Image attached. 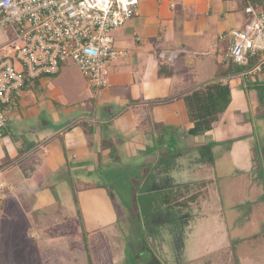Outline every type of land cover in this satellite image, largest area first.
<instances>
[{"label": "rangeland", "instance_id": "374dc122", "mask_svg": "<svg viewBox=\"0 0 264 264\" xmlns=\"http://www.w3.org/2000/svg\"><path fill=\"white\" fill-rule=\"evenodd\" d=\"M158 4V0H138L135 14L123 26L110 32L113 46L124 54L115 57L109 63L106 87L97 91L88 87L87 79L71 59H67L60 72L50 78L51 85L57 91V97L74 109L72 116H77L81 110L97 109L99 112L100 104L112 107L115 102L121 105L115 112L123 110L129 100L123 99L126 97L117 99L116 96L120 92L112 88L114 83L111 82L114 80L121 79L129 89L127 95L133 101L140 100L137 96V84L141 83L137 82L133 72L134 68L143 70L140 66L144 62H148L146 70L150 71L152 77L161 80L164 78L169 84L182 82L185 85L198 71L213 69L217 76L229 81L230 86L234 87V81L239 79V72L243 66H238L230 58L224 57L228 39L226 37L222 39L221 36L227 35L231 29L242 28L247 23L249 17L244 12L241 1L230 0L227 10L222 11L223 21L218 20L211 33L212 37H207L208 44L212 41L213 46L209 49V54L182 48V36L177 32L181 33L179 30L182 28L183 34L190 33L191 20H198L200 16L203 18V14L198 15L189 0H178L175 9H168L172 11L173 19L178 25L176 28L179 30L173 33L175 36L173 38L164 36L161 41L149 39L152 45H156L157 51L154 54L149 43L137 52L140 49L136 47L135 35L141 31L139 25L141 23L144 25L143 19L157 11ZM144 26L154 30L153 25ZM196 28V33H207V27L201 21ZM3 31L2 42L12 39L13 34L9 27ZM161 49H165L167 53L165 56L161 55ZM171 52L174 53L173 60H169ZM216 52V60L213 61L212 57ZM185 57L195 59L196 64L191 67L185 66ZM155 68L157 71L154 73ZM175 86L171 85V91H176ZM243 87L247 96L249 94L247 107L253 116L251 117L255 135L249 143L247 152L252 163L260 164L264 155V87L253 89L248 84ZM163 97L161 98L164 99ZM126 118L125 120H128ZM149 122L146 123L150 126L151 132L160 133L162 137L159 138L152 133H148L147 137H141L143 145L140 146V150L143 152L146 148V152L151 149L157 151V158H165L166 169L161 159V172H158L159 168L150 160L142 166H135L133 161L126 167L115 160L110 163L108 161L97 163L92 173L83 179L97 183L92 186L94 188L108 190L113 210L116 212L115 218L104 215L105 213L100 215L96 201H93V206H90L89 202L84 209H81L78 202L76 212L70 211L63 202L59 203L61 210L58 213L45 206L24 211V214L14 210L13 217L9 214L6 217L5 212L0 217L2 230L0 247L3 248L0 257L2 256L5 261L4 264H93V258L94 261H102L103 264H244L246 256L255 263L262 262L264 259L262 175L260 181H254L256 179H252L253 170L248 171L249 174H243L244 168L241 169L238 163L233 161L236 159L235 155L227 151L229 144L219 146L217 152L211 148L212 163H207V153L201 156L203 160L186 154L179 158L177 151H182V147L176 136L167 133V128L163 124L153 125ZM132 126L133 123L130 122L123 133L120 132V138L115 142L116 146H109L110 158L117 159L124 155L123 141ZM138 133L139 130L134 133L137 139ZM183 149L186 150L185 147ZM238 155L245 161L246 152ZM47 162L49 160L45 161ZM78 166L81 164L67 155L63 144L57 164L59 169L55 170L58 178L62 179L61 182L63 183L65 178L68 182L69 180L75 182L82 175L85 176L86 169ZM172 169L176 170L175 174H179L180 178L168 175L169 171L173 172ZM260 172L261 169L256 168V173ZM200 173L204 178L201 180L206 181L202 185L194 184ZM55 175L47 176L41 171L37 175L40 179L39 184L43 182L51 184ZM82 185L80 181H77V185L73 184L79 189ZM178 188L179 191L185 190L188 196L192 194V198L195 199L192 201L194 203L185 205L186 209L175 204L166 206L169 204L168 200H174ZM193 206L197 207V210L189 212L188 209H193ZM208 207L209 211H202L209 209ZM212 211L215 221L220 220L222 227H219V223L216 228L213 226ZM28 231L30 235L27 234ZM247 240H250L249 243ZM253 246L256 248L252 249Z\"/></svg>", "mask_w": 264, "mask_h": 264}, {"label": "crops", "instance_id": "0c3cea01", "mask_svg": "<svg viewBox=\"0 0 264 264\" xmlns=\"http://www.w3.org/2000/svg\"><path fill=\"white\" fill-rule=\"evenodd\" d=\"M177 1L158 0L159 7L157 11L150 13L149 16L143 19L144 25H153L154 30L148 29L142 23L139 25L141 31L135 35L136 47L140 49L138 50L136 48L138 50L137 52H140L149 43V46H152V54H154L157 51L156 45H152L149 39H158L157 41H161L164 36L169 38L175 36L173 33L179 29L176 28L178 25L173 19L171 10L175 9ZM229 1L189 0L190 5L194 6L198 15L203 14V18L200 16L197 18L198 20H191L189 24L192 27L190 33L183 34L182 28L179 30L181 33L177 32L182 36V48L192 52H205L209 54V49L213 46L212 41L208 44L207 37H212L211 33L215 29L217 21H223L224 13L222 11L227 10ZM183 4L185 3L183 2ZM199 20L207 27V33H196L197 24L200 22ZM207 46L208 50H206ZM160 52L163 55L162 53H165V49H161ZM216 56L217 52L212 57L213 61L216 60ZM66 61L61 63L60 69L56 74L42 76L29 82L21 98L20 107L8 116V120L2 131V137L0 138V183H5L4 187L0 190V217L5 212L6 217L7 214L13 217L14 210L23 213L24 211H31L41 206L48 207L49 210L52 208L55 213H58L61 210L59 203L62 202L70 211L76 212L78 210V202H80L81 209H84V207L88 206L87 204L89 202L90 206H93V201H96L99 206L100 215L101 213H105L104 215L115 218L116 212L113 210L112 199L110 198L108 190L94 188L92 186L97 183H93L90 179L87 181V179L85 180L83 178H87L92 173L97 163L107 161L110 163L114 160L117 163L121 162L125 167L133 161L135 166H142V164L150 160L155 164L156 168H159L160 171L158 172H161V158H157V151L151 149V151L146 152V148L143 152L140 150V146L143 145L141 142L142 138L147 137L149 135L148 133H152L150 126L146 123L147 121H150L149 124L152 123L153 125L163 124L167 128V133H171V136L173 134L176 136L178 143L182 147V151H177L179 158L186 154L190 157L192 156L193 158L203 160L201 153H206L205 150L210 154L211 148L213 149L212 151L217 152L219 146L229 144L227 145L229 146L227 151L235 155L234 158L236 157L238 161L236 159L233 161L236 164L238 163L241 169L244 168L245 171H242L243 174H249L250 172L248 171L253 170L254 177L252 179H256L254 181H260L261 178H264V155L260 164L252 163L249 160V152H247L249 151V143H251L255 135L252 125L253 116L249 112L250 108L247 107L249 94L247 96L243 87V85L247 86V84L253 87V89L264 87V71L256 75L248 76L244 81L238 76L239 79L234 81L233 88L230 86L229 81L221 79V76H217L213 72V69L205 72L203 69L198 71L185 85L182 82L176 84L170 82L169 84L164 78L161 80L152 77L150 71L146 70L148 62H144L140 66L143 70L139 71L134 68L133 72L137 82L141 83V85L137 84L138 95L136 94L140 97V100L137 102L133 101L127 95V90H129L127 85L121 79L114 80L111 82L112 84L114 83L112 88H115L114 90L116 92H120L116 96L117 99L126 97L123 99L129 100L127 101L128 104L123 107V110L120 109L119 112L117 111L118 113L115 112L121 106L119 102H115L112 107L102 106L100 104L99 112L97 109L81 110L78 111L77 116H72L74 109L68 104L63 103L57 97V91L51 85L52 80L50 79L60 72L62 65ZM184 64L185 66L191 67L196 64V61L190 57H185ZM160 70L162 71L163 69ZM156 71L157 69L155 68L154 73ZM165 72L167 73V71ZM217 78L223 83H228L231 87V103L219 116L210 130L198 135H190L188 134V129L192 126V123L188 119L183 96L204 82ZM160 82L163 83L160 84ZM171 85H176V91H171ZM125 118L128 120H125ZM130 122L133 123L132 128L134 129L131 128L123 141L122 147L125 148V151H123L124 155L117 159L110 158L108 155L109 146L117 145L115 142L119 140L120 132L123 133V130L128 124L130 125ZM137 130L140 131L137 134L138 139L134 137V133H137ZM154 135L159 136V138L162 137L160 133ZM63 144L66 148L67 155L81 164L78 168L82 167L86 169V175H80L81 178H78L75 182H70V180L68 182L66 181L67 178H65V181L62 183V179L58 178V174L55 171L59 169L57 168V164L62 154ZM184 147L186 150L183 149ZM245 152V161H243L244 158L239 156L238 153H242L243 155ZM47 160L49 162L45 163ZM161 160L166 169L165 158ZM256 168L261 169L260 174L256 173ZM41 171L47 176L56 174L52 178L54 182L51 184L45 182L39 184L40 179L37 175ZM172 171H169V176L172 178H180L179 174H175L176 170L172 169ZM195 174L197 173L195 172ZM261 175L262 177L260 178ZM197 177L199 179L196 178L193 182L194 184L202 185L206 181V179L201 180L204 179L201 177V173ZM77 181H80L84 185H82L81 189L73 186V184L77 185ZM187 196L188 193L185 192L183 197ZM193 207V209H188L189 212H195L197 210V207ZM208 208H204L205 210L202 211H209L210 207ZM211 215L214 217L213 211ZM218 223L219 227H222V222L220 220L215 221L214 217L213 226L215 228ZM29 232H27L28 235H30ZM1 233L2 230L0 227V241ZM247 238L250 239L249 237ZM247 241L249 243L250 240ZM34 245L37 246V244ZM255 248L256 246H253L252 249ZM2 252L3 248L0 247V255H2ZM4 263L5 261H3L1 256L0 264ZM97 263L103 264L102 261H94L93 258V264ZM244 264H264V259H262V262L255 263L246 256Z\"/></svg>", "mask_w": 264, "mask_h": 264}, {"label": "built area", "instance_id": "2783aa9c", "mask_svg": "<svg viewBox=\"0 0 264 264\" xmlns=\"http://www.w3.org/2000/svg\"><path fill=\"white\" fill-rule=\"evenodd\" d=\"M244 1L247 23L221 36L228 39L225 58L243 66V81L264 71V0H258L259 7ZM137 5L138 0H0V138L29 82L56 74L67 59L88 87H106L109 63L124 54L113 46L110 32L123 26ZM6 27L13 37L2 42ZM173 56L171 52L169 60Z\"/></svg>", "mask_w": 264, "mask_h": 264}, {"label": "trees", "instance_id": "16d2710c", "mask_svg": "<svg viewBox=\"0 0 264 264\" xmlns=\"http://www.w3.org/2000/svg\"><path fill=\"white\" fill-rule=\"evenodd\" d=\"M244 8L245 1L240 0ZM251 3L256 7L261 6L258 0H251ZM186 112L192 126L188 129V134L198 135L210 130L219 116L228 108L232 100L231 87L228 83H223L221 80L213 79L204 82L203 84L191 89L183 96ZM203 151V150H202ZM207 153L208 151L205 150ZM204 152L201 153V156ZM207 163H212L211 154L207 153ZM174 200H168L170 203L183 208L185 205L194 201L192 194L183 197L184 191H177Z\"/></svg>", "mask_w": 264, "mask_h": 264}, {"label": "clouds", "instance_id": "9594fccd", "mask_svg": "<svg viewBox=\"0 0 264 264\" xmlns=\"http://www.w3.org/2000/svg\"><path fill=\"white\" fill-rule=\"evenodd\" d=\"M13 15H14V13H13Z\"/></svg>", "mask_w": 264, "mask_h": 264}]
</instances>
